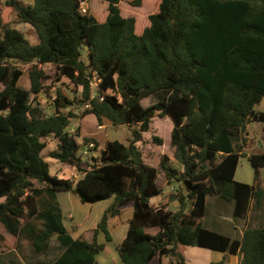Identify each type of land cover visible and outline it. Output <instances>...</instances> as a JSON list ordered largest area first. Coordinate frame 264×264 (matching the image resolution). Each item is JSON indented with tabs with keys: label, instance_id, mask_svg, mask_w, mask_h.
<instances>
[{
	"label": "trees",
	"instance_id": "1",
	"mask_svg": "<svg viewBox=\"0 0 264 264\" xmlns=\"http://www.w3.org/2000/svg\"><path fill=\"white\" fill-rule=\"evenodd\" d=\"M81 1L5 0L16 22L32 27L36 44L0 13V225L12 236L25 235L36 255L46 254L56 237L61 253L53 264H98L105 249L98 234L111 241L110 218L132 209L119 247L122 264H161L163 257L186 264L178 245L239 254V264H264V152L248 156L252 185L235 180L247 126L264 122V112L254 110L264 97V0H160L140 35L136 19L122 16L121 0H101L108 4L103 22L82 13ZM142 1L130 5L141 7ZM18 64L29 66V88L18 85L24 74ZM62 79L76 86L71 92L80 99H70ZM51 93L46 110L38 96ZM72 106L93 114L98 126L128 125L129 143L107 141L100 156L84 160L79 129L68 131L76 116ZM155 116L173 123L170 144L182 171L167 155L157 168L144 161L138 142ZM50 137L57 147L44 155ZM83 141L98 149L93 138ZM47 158L77 176L51 175ZM160 171L168 183L185 186L186 194H176V210L151 204L163 194ZM66 192L86 204L114 198L92 241L73 238L65 227L57 195ZM215 194L233 202L235 219H246L251 209H261L262 219L239 239L206 229L207 199ZM146 228L160 231L152 236Z\"/></svg>",
	"mask_w": 264,
	"mask_h": 264
},
{
	"label": "rangeland",
	"instance_id": "2",
	"mask_svg": "<svg viewBox=\"0 0 264 264\" xmlns=\"http://www.w3.org/2000/svg\"><path fill=\"white\" fill-rule=\"evenodd\" d=\"M0 5V13L6 23L22 31L32 44L37 43V37L30 25L17 23L16 16L9 10V7L5 5V0ZM26 3H31L32 0H23ZM131 0H121L119 8L121 14L124 17H134L136 19V34L140 35L144 28L149 26V16L158 12V6L160 0H143L141 7H133L130 5ZM144 5V7H143ZM143 7V8H142ZM87 11H89L98 21L103 22L108 14V4L101 0H90L87 5ZM86 61L87 56L84 58ZM23 69L24 74L18 82V85L23 88H29L30 81L28 78V65L18 64ZM49 72H52L51 68H48ZM60 87L69 94L70 99L74 100L80 97L74 95L72 91L77 90L76 86L69 83L67 79H62ZM2 85L0 84V90ZM80 90V89H79ZM52 94V93H51ZM55 98V94L46 96L41 94L38 99L41 106L46 110L51 109L52 102ZM79 101L76 105H78ZM73 112L76 116L70 119V126L68 131L75 132L79 129L80 135L77 136L78 142L81 144L79 153L84 160H92V157L100 156L101 150L105 147L107 141H119L124 144H128L131 139V128L128 125L112 126L108 121L104 122L103 127L98 126L97 120L93 114H83V107L73 108ZM67 109L66 111H68ZM255 111L264 112V97L261 102L254 106ZM173 127V123L169 117L155 116L152 118L150 128L147 132L143 133L142 140L138 142V146L143 153L144 161L153 167H159L160 159L163 155H167L171 158V166L176 170H183V165L177 161L174 156V148L170 144V134ZM84 138H93L98 143V149L89 148V144L84 143ZM162 140V144L156 141ZM246 145L243 149L244 155L240 156L239 164L235 174V180L238 182L252 185L255 180V169L248 160L250 154H259L264 152V122H252L247 126L246 133ZM57 139L50 137L46 140L47 147L44 150V155L48 152L55 150L57 147ZM91 145V144H90ZM50 162V174L55 175L56 171L61 172L63 178H75L77 173L60 161L52 158H47ZM260 177L264 183V170H261ZM165 175L160 171L159 184L163 185V194L151 199V203L162 206L163 203H168L171 210H176L179 205L178 198L172 200L178 202L177 206L172 204L171 198L177 193L182 192L186 194V189L182 181L172 180L170 184L166 185ZM168 183V182H167ZM37 186H40L36 182ZM177 196V195H176ZM58 201L60 202L62 214L64 217V225L74 238L80 236L84 237L88 241H92L93 232L97 224L100 222L103 213L113 203L114 198L101 201L95 204L82 203L74 192H66L58 194ZM221 201L222 204L219 202ZM188 201V206H189ZM186 213H189V208L186 209ZM132 209H126L119 217L110 218L108 223V229L111 234V241L107 242L104 234L100 233L97 236L99 243L105 245L104 251L97 256L98 264H122L119 256V247L125 238L128 229V219L131 218ZM232 214L228 207V202L221 199L218 194L209 196L206 204V213L202 220L203 227L208 229L222 228L224 233L229 235L232 227L230 225ZM38 222V221H36ZM38 223H36V226ZM242 227L245 223H241ZM253 224H250L251 228ZM5 231L3 226L0 225V231ZM235 235V234H234ZM16 244L15 238L3 243L0 253V261L2 262H15L21 259L23 263H31L30 251L28 248H19L18 251L14 250ZM29 245V243H28ZM177 252L184 258L186 264H236L235 257L229 255L214 252L208 249L196 247L178 245ZM60 253L57 239L52 240L51 249L45 256V260L52 264L51 260ZM172 259L170 257H163L161 264H171ZM175 262V261H174ZM1 263V262H0Z\"/></svg>",
	"mask_w": 264,
	"mask_h": 264
},
{
	"label": "crops",
	"instance_id": "3",
	"mask_svg": "<svg viewBox=\"0 0 264 264\" xmlns=\"http://www.w3.org/2000/svg\"><path fill=\"white\" fill-rule=\"evenodd\" d=\"M101 127H103V126H101ZM91 146H92V144H91ZM159 176H160V174H159ZM159 176H158L157 184H158L159 187L163 188V185L159 184ZM61 178H63V177H61ZM167 184H170V183L166 182V185ZM263 187H264V184H263ZM57 198H58V195H57ZM219 202L222 204L221 201H219ZM166 204L168 205V203H163L162 205H166ZM59 205H60V202H59ZM152 205L155 206V207L157 206V205H154V204H152ZM60 207H61V205H60ZM228 207H229L230 212H231L232 217H233V210H234L233 202H228ZM167 208L170 209L169 205L167 206ZM131 217H132V215H131ZM262 217H263V211L261 209H258V210L251 209V211L248 213L246 219H235L233 217L231 219V223H230V225L232 227L231 233L233 234V236L229 235L227 233H224V231H222L223 230L222 228L210 229V230H213V231L219 232L221 234L227 235V236H229L231 238L239 239V238L242 237L244 230L249 228L250 224H253V226H254L258 221H260L262 219ZM128 221H129V219H128ZM241 223H245V225L242 227ZM36 228H38V229L41 228V222H39V224L37 225ZM206 229H208V228H206ZM31 230H32V224L28 223L27 226H26V231H27L26 235H28L31 232ZM145 231L148 234H150L152 236H155V235H157L159 233L160 230H159V228H146ZM0 237L3 238V239H0V251L2 249L3 243L12 240V238H15V240H16V244H15L14 250L18 251L17 249H19V248H24V247L28 248L29 251H30V257H31V261H32L29 264H49V262L47 260H45V256L48 254L49 250L51 249L52 240L54 238H56V237L52 238L51 243H50V248H49V250H48V252L46 254L36 255L33 252L32 247H31L28 239L25 237V235L12 236L9 233H7L6 231L2 230V231H0ZM28 243H29V245H28ZM58 246H59V244H58ZM60 253H61V248H60ZM60 253L55 257V259L60 255ZM1 255H3V253H0V258H1ZM229 256L230 257H235V259L237 261L236 264L240 263L241 256L239 254L238 255H229ZM55 259L51 260L52 262H50V263L53 264ZM0 262H1L0 264H25V263L22 262L21 259L16 260L15 262H13V261L12 262H2V261H0Z\"/></svg>",
	"mask_w": 264,
	"mask_h": 264
},
{
	"label": "built area",
	"instance_id": "4",
	"mask_svg": "<svg viewBox=\"0 0 264 264\" xmlns=\"http://www.w3.org/2000/svg\"><path fill=\"white\" fill-rule=\"evenodd\" d=\"M90 0H82L80 10L82 13H87V5Z\"/></svg>",
	"mask_w": 264,
	"mask_h": 264
},
{
	"label": "water",
	"instance_id": "5",
	"mask_svg": "<svg viewBox=\"0 0 264 264\" xmlns=\"http://www.w3.org/2000/svg\"><path fill=\"white\" fill-rule=\"evenodd\" d=\"M176 197H177V196H173V197L171 198V200H170V201H172V200L176 199ZM172 204H173L174 206H177L178 202L176 203V202H173V201H172Z\"/></svg>",
	"mask_w": 264,
	"mask_h": 264
}]
</instances>
